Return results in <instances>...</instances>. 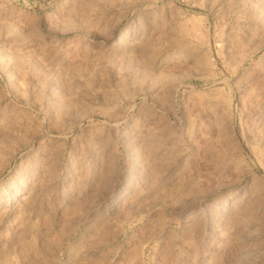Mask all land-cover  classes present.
<instances>
[{"label":"rangeland","instance_id":"1","mask_svg":"<svg viewBox=\"0 0 264 264\" xmlns=\"http://www.w3.org/2000/svg\"><path fill=\"white\" fill-rule=\"evenodd\" d=\"M0 264H264V0H0Z\"/></svg>","mask_w":264,"mask_h":264},{"label":"bare ground","instance_id":"2","mask_svg":"<svg viewBox=\"0 0 264 264\" xmlns=\"http://www.w3.org/2000/svg\"><path fill=\"white\" fill-rule=\"evenodd\" d=\"M240 9V8H239ZM242 9V8H241ZM239 11V10H238ZM240 13V12H239ZM184 32H186L185 30H183ZM188 33V32H187ZM126 34L127 33H125L124 34V36L122 35V36H120L118 39H117V41H115V46H117L118 48L121 46H123V45H126V44H128V40L127 39H125V36H126ZM185 35V34H184ZM197 35V34H196ZM190 36V35H189ZM193 36V35H192ZM116 47V48H117Z\"/></svg>","mask_w":264,"mask_h":264}]
</instances>
